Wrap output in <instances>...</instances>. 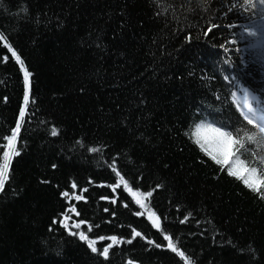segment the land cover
<instances>
[{
	"label": "trees",
	"instance_id": "1",
	"mask_svg": "<svg viewBox=\"0 0 264 264\" xmlns=\"http://www.w3.org/2000/svg\"><path fill=\"white\" fill-rule=\"evenodd\" d=\"M0 33L32 74L20 154L0 191V264H185L165 235L192 264H264V198L192 135L200 124L256 131L233 94L244 88L264 109V7L0 0ZM23 105L24 74L0 41V158ZM237 154L264 171V149ZM113 163L133 192L152 193L147 208L122 183L113 189ZM112 236L121 242L105 258Z\"/></svg>",
	"mask_w": 264,
	"mask_h": 264
},
{
	"label": "snow or ice",
	"instance_id": "2",
	"mask_svg": "<svg viewBox=\"0 0 264 264\" xmlns=\"http://www.w3.org/2000/svg\"><path fill=\"white\" fill-rule=\"evenodd\" d=\"M206 2V0H203ZM245 6L249 8H255L257 3L264 7V0H243ZM26 11V9H24ZM211 30V29H210ZM0 41H2L9 49L12 54V57L15 58L17 63H19L21 71L24 74V105L20 108V117L17 119L16 127L12 129L11 136L6 137L8 143L6 145V150L3 153L2 158H0V191H3L6 181L9 179L10 166L12 160L15 156H18L20 153L17 149V137L20 132L21 124L25 117L26 108L29 103V93H30V77L31 73L27 70L24 65L21 57L16 53V51L11 47L7 42V38L3 33H0ZM7 59V58H6ZM235 96V93L233 94ZM254 99V98H253ZM242 106L247 109V112H242L244 120L247 121L249 125H253L256 129L254 132L244 131L243 135H234L233 132L227 131L220 127H215L211 124H200L196 126L195 131L192 133L196 144L199 145L202 152L205 153L211 160H213L217 165H220L223 168L225 165H228L227 168L228 174L230 176L236 177L238 180H241L243 184L254 193H259L261 198H264V171L258 170L256 167H248L243 160L240 159V156L237 154L241 149L245 148L246 143H251L257 145L258 148L264 149V109H253L250 104V95L247 90H244ZM259 112V116H257ZM57 131L52 130V135H56ZM90 151H97V149H89ZM261 165H264V157H259ZM113 171L116 172L115 164L111 166ZM117 184L113 185L115 190L121 183L124 185L126 191L131 193L136 204L140 205L141 208H147L145 200L148 197H151L152 193H140L133 192L129 187L128 182L124 180L123 176L119 172H116ZM73 188H76V185H72ZM159 187V186H158ZM61 195L68 197L67 192L62 193ZM72 196L76 200H81L83 197L81 195H76L72 193ZM71 198V197H70ZM115 202V201H113ZM72 212H76L75 207L71 209ZM138 215L140 213H137ZM69 217L65 215L64 219L60 221L65 228L68 227ZM149 219L152 221L153 226L157 229L160 228V218L156 216L154 212L149 209ZM187 219V217L185 218ZM85 223L80 221L75 223L74 227L79 229L81 224ZM91 231V229H89ZM141 234L133 230V238L140 236ZM79 239L81 241L87 240V236L83 231L79 233ZM103 239V238H101ZM112 243L103 249V252L100 253L103 257L107 258L109 255V249L116 244H119L121 241L112 236L109 238ZM164 239L167 241V247L174 253H178L181 257H184L185 264H192L190 258L185 257V254L180 251L176 245V242L172 239L171 236L165 235ZM95 241L88 240V247L93 253L97 252L95 246ZM131 243V240L128 241ZM149 243H153L149 241ZM159 247L160 245H156Z\"/></svg>",
	"mask_w": 264,
	"mask_h": 264
},
{
	"label": "rangeland",
	"instance_id": "3",
	"mask_svg": "<svg viewBox=\"0 0 264 264\" xmlns=\"http://www.w3.org/2000/svg\"><path fill=\"white\" fill-rule=\"evenodd\" d=\"M244 90H246V89H244V88H240L239 90H236V92H235V96L237 97V99L240 101L241 104H242V102H243V94H244ZM247 91H248V90H247ZM248 93H249V95H250V104H251L252 108L255 109V106H254V104L252 103L253 100H255V95H253L250 91H248ZM253 98H254V99H253ZM244 111H247V109L244 108ZM228 167H229V166L227 165V168H228Z\"/></svg>",
	"mask_w": 264,
	"mask_h": 264
}]
</instances>
